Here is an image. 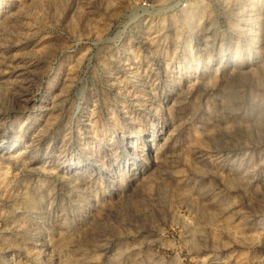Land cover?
Instances as JSON below:
<instances>
[{"label":"rangeland","instance_id":"374dc122","mask_svg":"<svg viewBox=\"0 0 264 264\" xmlns=\"http://www.w3.org/2000/svg\"><path fill=\"white\" fill-rule=\"evenodd\" d=\"M0 264H264V0H0Z\"/></svg>","mask_w":264,"mask_h":264},{"label":"built area","instance_id":"2783aa9c","mask_svg":"<svg viewBox=\"0 0 264 264\" xmlns=\"http://www.w3.org/2000/svg\"><path fill=\"white\" fill-rule=\"evenodd\" d=\"M182 6H183V7H186V3H183Z\"/></svg>","mask_w":264,"mask_h":264}]
</instances>
